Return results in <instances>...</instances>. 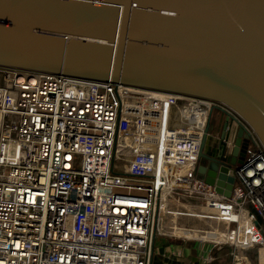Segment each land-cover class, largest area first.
<instances>
[{
  "label": "built area",
  "instance_id": "2783aa9c",
  "mask_svg": "<svg viewBox=\"0 0 264 264\" xmlns=\"http://www.w3.org/2000/svg\"><path fill=\"white\" fill-rule=\"evenodd\" d=\"M213 106L0 66V264H153L160 238L210 245L208 263L225 248L249 264L264 250V147L246 125L231 196L207 184Z\"/></svg>",
  "mask_w": 264,
  "mask_h": 264
},
{
  "label": "water",
  "instance_id": "95a60500",
  "mask_svg": "<svg viewBox=\"0 0 264 264\" xmlns=\"http://www.w3.org/2000/svg\"><path fill=\"white\" fill-rule=\"evenodd\" d=\"M0 66L213 102L198 174L227 197L253 142L246 125L264 147V0H0Z\"/></svg>",
  "mask_w": 264,
  "mask_h": 264
},
{
  "label": "crops",
  "instance_id": "0c3cea01",
  "mask_svg": "<svg viewBox=\"0 0 264 264\" xmlns=\"http://www.w3.org/2000/svg\"><path fill=\"white\" fill-rule=\"evenodd\" d=\"M229 141L232 143V138ZM195 235H198V233H195ZM195 243L161 239L155 250L153 264H220L225 258L232 264L229 249L214 250L211 253L214 259L211 263H208L210 245ZM259 258L262 264L264 261V250H261Z\"/></svg>",
  "mask_w": 264,
  "mask_h": 264
},
{
  "label": "rangeland",
  "instance_id": "374dc122",
  "mask_svg": "<svg viewBox=\"0 0 264 264\" xmlns=\"http://www.w3.org/2000/svg\"><path fill=\"white\" fill-rule=\"evenodd\" d=\"M222 116H223V114L221 113V111H219L218 109H215L213 111V114H212L211 123L212 124L218 123V121L222 118ZM219 135H220L219 129L215 133L214 132L210 133V136H211L213 142H217L219 140ZM252 146H253V144H252ZM160 240H161V238L158 240V242ZM246 255H247V261L249 262V264H261V261L259 258L260 254L258 253L257 250L249 251V252H247ZM220 264H230V261L225 258L224 260H222L220 262ZM262 264H264V261Z\"/></svg>",
  "mask_w": 264,
  "mask_h": 264
},
{
  "label": "flooded vegetation",
  "instance_id": "af4514ba",
  "mask_svg": "<svg viewBox=\"0 0 264 264\" xmlns=\"http://www.w3.org/2000/svg\"><path fill=\"white\" fill-rule=\"evenodd\" d=\"M220 126H219V131H220V135H219V140L215 143H213L211 146L212 150H213V155L215 156H218L220 154V151L222 149H220V139H221V136L224 132V127H225V123H226V116L223 115L222 118L220 119ZM235 126L234 122L231 121L230 123H228V126H227V129H226V137H225V140H230L229 139V135H230V132L232 131L233 127ZM227 146V145H226ZM223 148V147H222ZM225 152L228 150V146L224 148Z\"/></svg>",
  "mask_w": 264,
  "mask_h": 264
}]
</instances>
